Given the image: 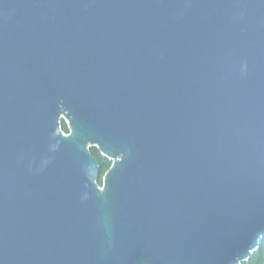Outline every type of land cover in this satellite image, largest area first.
<instances>
[{"label":"water","instance_id":"95a60500","mask_svg":"<svg viewBox=\"0 0 264 264\" xmlns=\"http://www.w3.org/2000/svg\"><path fill=\"white\" fill-rule=\"evenodd\" d=\"M263 239L264 0H0V264H240Z\"/></svg>","mask_w":264,"mask_h":264},{"label":"trees","instance_id":"16d2710c","mask_svg":"<svg viewBox=\"0 0 264 264\" xmlns=\"http://www.w3.org/2000/svg\"><path fill=\"white\" fill-rule=\"evenodd\" d=\"M62 130L65 133L68 132V127L66 123L62 124ZM90 152L97 159L99 163V177L97 183L101 185L102 177L104 173L107 171V169L110 167L111 161L107 157L99 154V151L95 148H91ZM240 264H264V239L260 242L259 248L252 253L249 259H247L246 261Z\"/></svg>","mask_w":264,"mask_h":264},{"label":"flooded vegetation","instance_id":"af4514ba","mask_svg":"<svg viewBox=\"0 0 264 264\" xmlns=\"http://www.w3.org/2000/svg\"><path fill=\"white\" fill-rule=\"evenodd\" d=\"M63 123H66L65 121H61V128H62V124ZM68 132H69V129H68ZM68 132H66V133H68ZM92 148H95V149H97L96 147H92ZM90 150H91V148H90ZM98 150V149H97ZM99 151V150H98ZM99 154H101L100 152H99ZM102 155V154H101ZM102 156H104V155H102ZM106 157V156H105ZM111 162H112V160L109 158V157H107ZM101 186V185H100Z\"/></svg>","mask_w":264,"mask_h":264},{"label":"rangeland","instance_id":"374dc122","mask_svg":"<svg viewBox=\"0 0 264 264\" xmlns=\"http://www.w3.org/2000/svg\"><path fill=\"white\" fill-rule=\"evenodd\" d=\"M62 121H65L64 119H62Z\"/></svg>","mask_w":264,"mask_h":264}]
</instances>
